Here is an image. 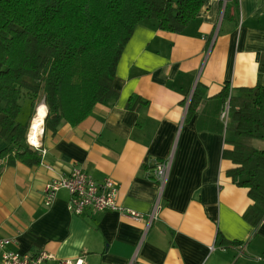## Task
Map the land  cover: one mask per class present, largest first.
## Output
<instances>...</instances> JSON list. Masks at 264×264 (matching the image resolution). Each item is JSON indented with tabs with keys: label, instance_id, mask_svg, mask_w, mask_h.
<instances>
[{
	"label": "crops",
	"instance_id": "0c3cea01",
	"mask_svg": "<svg viewBox=\"0 0 264 264\" xmlns=\"http://www.w3.org/2000/svg\"><path fill=\"white\" fill-rule=\"evenodd\" d=\"M237 1L238 7L234 0H206L180 34L160 31L153 21L136 26L113 79L116 100L97 104L75 127L62 123L43 134L42 125L39 164L8 167L0 160V236L15 241L10 251L51 254L45 264H264V218L256 226L243 218L252 201L222 157L233 142L255 139H237L224 125L228 101L221 91L228 85L236 98L242 89L264 88V0ZM196 90L198 104L189 113ZM20 107L24 124L29 103ZM6 146L0 140V152ZM167 159L160 192L152 170ZM73 168L96 183L115 181L118 205L145 217L74 214L64 189L45 207L46 185ZM158 199L160 212L149 225L146 215Z\"/></svg>",
	"mask_w": 264,
	"mask_h": 264
},
{
	"label": "trees",
	"instance_id": "16d2710c",
	"mask_svg": "<svg viewBox=\"0 0 264 264\" xmlns=\"http://www.w3.org/2000/svg\"><path fill=\"white\" fill-rule=\"evenodd\" d=\"M206 0H0V152L5 165L39 164L27 135L35 109H47L44 133L62 123L75 127L97 104L114 101L112 83L122 52L136 26L153 21L158 30L180 34L194 21ZM235 6L238 1L234 0ZM226 5L224 16L230 12ZM238 7V6H237ZM228 101L226 127L237 139L264 142V88L242 89ZM43 94V98L40 95ZM194 92L188 112L195 110ZM23 98L29 115L18 122ZM43 133V134H44ZM232 165L228 176L247 189L252 205L243 218L256 226L264 218V150L239 142L224 150ZM224 243V241H222Z\"/></svg>",
	"mask_w": 264,
	"mask_h": 264
},
{
	"label": "built area",
	"instance_id": "2783aa9c",
	"mask_svg": "<svg viewBox=\"0 0 264 264\" xmlns=\"http://www.w3.org/2000/svg\"><path fill=\"white\" fill-rule=\"evenodd\" d=\"M228 103L224 106L221 119L226 125L228 121ZM27 143L36 152L41 155L45 151L39 145H31L27 138ZM170 159L160 162L155 165L152 170V176L159 185L160 192L163 189L170 171ZM66 190L69 195L68 209L74 214H81L86 209H91L95 212L104 210L119 211L126 213L134 221H141L145 215L134 212L124 211L117 203L118 185L111 179H105L102 183H96L90 176L85 174L79 168H73L70 174L66 177L54 180L45 187L44 191V206L50 207L57 193L60 190ZM161 206L158 201L155 203L152 211L147 214L148 224L150 225L155 220L160 212ZM15 241L0 236V264H45L47 261L53 260L51 254L41 252L37 255H20L10 251L9 247ZM58 264H80V262L72 263L71 261H60ZM129 264H135L132 260Z\"/></svg>",
	"mask_w": 264,
	"mask_h": 264
},
{
	"label": "bare ground",
	"instance_id": "6f19581e",
	"mask_svg": "<svg viewBox=\"0 0 264 264\" xmlns=\"http://www.w3.org/2000/svg\"><path fill=\"white\" fill-rule=\"evenodd\" d=\"M46 117V109L43 105H40L37 110V114L34 120L35 128L28 133V141L31 145H38L39 138L42 135L41 126L43 125L44 119Z\"/></svg>",
	"mask_w": 264,
	"mask_h": 264
},
{
	"label": "rangeland",
	"instance_id": "374dc122",
	"mask_svg": "<svg viewBox=\"0 0 264 264\" xmlns=\"http://www.w3.org/2000/svg\"><path fill=\"white\" fill-rule=\"evenodd\" d=\"M40 97L43 98V94L40 95ZM22 103H29V101H27L26 98H23V99H22ZM38 105H40V104H38ZM38 105H37V107H38ZM24 113L27 114V111H26L25 106H24ZM28 133H29V132H28ZM43 133H44V128H43ZM27 136H28V135H27ZM41 136H42V135H41ZM40 138H41V137H40ZM40 138H39V141H40ZM245 144H246V146H249V147H251V148H253V149L257 150V151H262V150H264V142H261V141H259V140H246V141H245ZM38 145H39V144H38Z\"/></svg>",
	"mask_w": 264,
	"mask_h": 264
},
{
	"label": "water",
	"instance_id": "95a60500",
	"mask_svg": "<svg viewBox=\"0 0 264 264\" xmlns=\"http://www.w3.org/2000/svg\"><path fill=\"white\" fill-rule=\"evenodd\" d=\"M35 111H36V109H35ZM36 114H37V112L34 114L31 123L33 122L34 118L36 117ZM30 125H31V124H30ZM29 129H30V127H29Z\"/></svg>",
	"mask_w": 264,
	"mask_h": 264
}]
</instances>
